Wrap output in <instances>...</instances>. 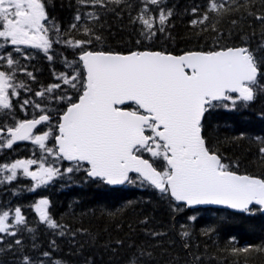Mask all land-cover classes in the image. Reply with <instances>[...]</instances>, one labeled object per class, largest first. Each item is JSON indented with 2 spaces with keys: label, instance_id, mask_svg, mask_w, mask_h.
<instances>
[{
  "label": "snow or ice",
  "instance_id": "obj_1",
  "mask_svg": "<svg viewBox=\"0 0 264 264\" xmlns=\"http://www.w3.org/2000/svg\"><path fill=\"white\" fill-rule=\"evenodd\" d=\"M110 2L119 5L123 0ZM141 2L143 7L133 22L139 21L143 25L141 36L151 40L157 29L156 17L150 14L149 5L160 7L163 0ZM254 2L243 0L240 4L238 0H208L202 17L191 23L193 26L203 25L210 19L209 13L219 16L244 8L248 16L261 22L264 40V14L250 10L249 5ZM260 2L264 5V0ZM78 3L105 6V0H78ZM47 6V0H0V50L12 48L10 52H0V68L6 62L8 69L0 70V117L15 121L9 123L5 119L0 123V149H12L18 141H30L42 153L39 162L37 159H17L10 164H0V175H3L0 183L17 179L18 170H22L23 176L33 181L28 191L35 192L56 177L83 171L86 178L108 186H150L162 199H168L170 205L174 201L173 211L177 213L206 205L223 206L249 215L254 213L252 206H258L255 211L264 213V178L232 170L204 134L206 113L218 108L228 111H235L239 106L247 108L264 93V83H261L264 55L258 54L264 50V42L255 51L245 41L241 46L192 50L181 55L153 50L127 53L94 50L88 46L92 45L93 38L100 41L101 36L85 26L83 32L88 39H63L65 33L49 17ZM192 11L195 13L198 9ZM171 15L170 9L160 7L159 31H164ZM85 16L92 20L98 18L94 12L85 13ZM81 20L77 11L70 27L76 29ZM232 23L235 25L237 21ZM211 27L213 31L217 30L215 24ZM52 32L55 40L49 35ZM53 43L80 49L77 61L65 62L72 72L57 75L63 85L74 90V94L64 92L63 95L46 97L65 105L56 111L54 123L53 115L30 99L23 100L21 111L32 105L42 114L31 119H16L11 98L19 96L18 89L27 92L32 89L22 81L14 82L21 64L19 59L13 58L12 52L31 60L34 56L23 49H36L52 61L50 49ZM22 67L25 74L35 80L33 73L27 71V65ZM60 88V83L52 84L36 91L35 96L45 97V93L51 94ZM39 125L47 126L42 134L34 132ZM244 137L245 133H240L234 139ZM255 139L264 145V136ZM50 140L55 141L52 147L46 143ZM259 152L264 157V146ZM145 153L151 159L146 158ZM45 156L52 157L53 163L46 166ZM62 161L69 162V166L57 167L56 164ZM33 165H38L37 170H30ZM32 207L40 223L60 236L66 234L64 225L49 215L47 198L39 199ZM196 220L197 216L191 215L188 224L180 225L182 239L190 237V224ZM141 222L147 223V220ZM21 227L33 231L27 227L20 207L15 208L14 215L11 209H0V244L5 235L16 237ZM215 231L216 228L210 226L203 229L202 234L210 236ZM148 234L153 237L163 235L160 232ZM234 241L235 237L229 238L230 243ZM14 243L22 245V240L17 238ZM12 247L10 243L8 250ZM52 247L54 252L55 241ZM254 247L232 248L231 251L233 254L248 253ZM255 250L264 251V247H255ZM53 252L41 253L42 258L38 261L23 256L20 264H62ZM138 255L140 258L151 257L152 253L139 249ZM136 262L137 257H133L130 264Z\"/></svg>",
  "mask_w": 264,
  "mask_h": 264
},
{
  "label": "trees",
  "instance_id": "obj_2",
  "mask_svg": "<svg viewBox=\"0 0 264 264\" xmlns=\"http://www.w3.org/2000/svg\"><path fill=\"white\" fill-rule=\"evenodd\" d=\"M238 2L243 4V0ZM47 3L49 17L65 33L63 39H88L83 32L85 26L101 36L100 41L93 38L92 45L88 46L94 50L120 53L154 50L180 54L192 50L236 47L247 41L255 51L264 42L261 22L248 16L244 8L219 16L209 13L210 19L205 24L193 26L191 22L201 18L207 10L208 0H163L160 7L170 9L172 15L162 32L158 30L160 7L149 5L150 14L156 17L157 29L151 40L141 36L143 25L139 21L133 22L143 7L141 0H123L119 5L105 0L104 7L80 4L78 0H47ZM249 7L253 12L264 14V5L260 0H255ZM194 8L198 9L195 13L192 11ZM77 11L82 20L76 29H72L70 26L75 22ZM88 12L96 13L98 18H87L85 13ZM233 20L237 21L235 25ZM213 24L216 31L212 30ZM205 28L207 30L202 31ZM49 35L55 40L54 32ZM9 50L7 48L6 51ZM24 52L32 54L34 58L25 60L19 53L12 52L13 58L19 59L21 64L15 82H24L32 91L19 89L22 98L14 101L12 111L19 120L38 117L42 113L32 105L21 111L20 104L24 99H30L52 114L54 123L56 111L65 105L46 97L63 95L64 92L74 94V90L63 85L57 75L72 72L65 62L77 61L80 49L53 43L50 49L52 61L40 50ZM258 54L264 55V50ZM23 65H27V71L33 73L35 80L25 74ZM57 83L61 84L60 89H55L51 94L45 93V97L35 96L36 91ZM261 83H264V79ZM262 114L264 93L259 94L247 108L239 106L235 111L218 108L206 113L204 120V134L209 144L218 148L223 162L238 173L260 178H264V157H261L259 149L264 145L255 137L264 136ZM5 119L9 123L14 122L10 117H0V123ZM44 129L47 130V126L41 125L37 132L42 133ZM240 133H245V137L234 139ZM46 143L49 147L54 146L53 140ZM41 155L39 147L30 141H18L12 149H0V164H10L17 159H37L39 162ZM145 156L149 158L147 153ZM44 163L46 166L52 164V157L45 156ZM56 166L63 169L69 164L62 161ZM37 168L38 165H33L30 170ZM7 174L10 173L4 175ZM0 180H3V175H0ZM32 185L33 181L24 177L22 170H18L17 179L0 183V209H11L14 214L15 208L20 207L27 227L33 229L29 232L21 227L16 237H3L0 264H20L23 256L38 261L42 258L41 253L53 252V241L56 244L53 255L62 264H130L133 257H137L136 264H264V251L255 250V247H264V213L255 211L257 207L253 206L254 213L251 215L217 208L185 209L177 213L173 211L175 202L170 205L168 199H162L159 192L150 186L126 184L123 187H109L86 178L83 171L56 177L35 192L28 191ZM41 198L49 200V215L64 225V236L40 223L32 205ZM191 215H196L197 220L190 224V237L182 239L179 235L180 225L188 224ZM144 220L147 223L141 222ZM210 226L215 227L216 231L210 236L202 234V230ZM150 232L163 235L153 237L148 234ZM230 237H235V241L230 243ZM17 238L22 240V245H15ZM117 241L122 243L117 244ZM10 243L12 250H8ZM185 244L188 246L185 247ZM244 246L255 247L248 253L233 254L231 251L232 248ZM139 249L151 252L152 256L140 258Z\"/></svg>",
  "mask_w": 264,
  "mask_h": 264
},
{
  "label": "water",
  "instance_id": "obj_3",
  "mask_svg": "<svg viewBox=\"0 0 264 264\" xmlns=\"http://www.w3.org/2000/svg\"><path fill=\"white\" fill-rule=\"evenodd\" d=\"M184 53H181V54H184ZM181 54H178V55H181ZM173 55H175V54H173ZM117 186H121V185H117ZM111 187H116V186H111ZM201 207H213V208H223V209H227V208H224L223 206H215V205L196 206L195 208H201ZM228 210L235 211V210H232V209H228Z\"/></svg>",
  "mask_w": 264,
  "mask_h": 264
},
{
  "label": "flooded vegetation",
  "instance_id": "obj_4",
  "mask_svg": "<svg viewBox=\"0 0 264 264\" xmlns=\"http://www.w3.org/2000/svg\"><path fill=\"white\" fill-rule=\"evenodd\" d=\"M10 47H11V46H10ZM6 50H7V48H6V49H3L2 51H3V52H5V53H7V51H6ZM5 63H6V62H5Z\"/></svg>",
  "mask_w": 264,
  "mask_h": 264
}]
</instances>
